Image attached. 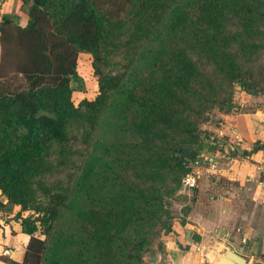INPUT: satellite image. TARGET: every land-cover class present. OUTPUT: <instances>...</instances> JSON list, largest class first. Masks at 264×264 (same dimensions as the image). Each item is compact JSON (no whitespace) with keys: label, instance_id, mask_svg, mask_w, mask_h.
I'll return each instance as SVG.
<instances>
[{"label":"trees","instance_id":"16d2710c","mask_svg":"<svg viewBox=\"0 0 264 264\" xmlns=\"http://www.w3.org/2000/svg\"><path fill=\"white\" fill-rule=\"evenodd\" d=\"M22 1L31 3L26 26L16 25L9 15L0 18V196L20 208L14 221L29 237L21 263L1 260L7 264H130L140 257L143 243L109 233L110 224L126 217L148 222L156 206L154 198L159 196L127 186L122 172L134 161L140 176L154 181L173 178L167 157L176 154V167L185 174L181 151L203 145L198 129L168 102L169 77L156 84L144 74L148 69L158 72V62L165 55L181 73L176 82L187 83L195 67L184 48L172 46L173 40L185 35L182 39L189 42L190 28L195 29L198 54H206L203 40L209 34L198 25L201 20L216 21L209 13H234L250 20L255 12L238 0ZM122 37V44L133 50L131 68L112 74L108 64L117 63L107 57L109 45L119 46ZM217 47L211 48L213 54L233 66L229 55ZM80 52L92 56L98 92L75 105L71 81ZM220 62L219 70L225 73ZM242 86L249 90L248 84ZM157 138L160 141L154 143ZM90 141L93 150L86 155L69 196L57 194L47 204L40 202L35 189L40 176L65 168L79 144ZM108 164L111 170H105ZM106 184L110 197L125 204V210L113 216L81 211L85 197L93 190L98 194ZM26 211L30 213L23 216ZM105 215L115 218L107 220ZM138 225L142 224L131 225V231L139 230Z\"/></svg>","mask_w":264,"mask_h":264},{"label":"rangeland","instance_id":"374dc122","mask_svg":"<svg viewBox=\"0 0 264 264\" xmlns=\"http://www.w3.org/2000/svg\"><path fill=\"white\" fill-rule=\"evenodd\" d=\"M14 1L16 5H18V2L24 3L22 0ZM238 1L241 5L253 9L255 12V15L251 16L253 18L248 20L243 15L234 13L220 15L212 11L208 15L216 18L215 22H209L208 19L200 21L199 30L201 29L203 33L209 34V38L203 40L207 50L206 54H198L200 52V49H197L198 31L195 29L191 31L190 28L189 42L185 41L187 38L182 39L185 35H179L180 38L173 40L172 46L184 48L193 61V67H195V71L189 75L187 83L179 84L176 82L175 78L179 77L181 73L178 74L175 64L172 63V61H175L173 59L171 61L165 55L158 62L156 68L158 72L148 69L144 74L150 83L156 84L162 78L169 77L171 89L167 91V94H170V101L168 102L171 103L173 110L178 114H180V111L184 115L180 114L181 117L183 119L185 117L189 123H192L198 129L196 133L200 136L203 132H206V130L204 131L205 126L213 125L216 128H225L224 117L240 109L241 97L253 88L257 90L264 87V0ZM5 2L6 0H0L1 7L3 5V12L8 11V7L4 5ZM23 9L25 8L20 7L18 10V14L22 18L25 15V10ZM214 32L218 34L216 39L214 38ZM123 40L125 38H120L119 46L112 43L109 45L110 51L107 53V57L117 63L116 65L113 62L108 64L107 69L112 74L122 70L127 73L131 68L129 65L133 50H131V47L128 46V48L123 45ZM215 40L218 47L213 44ZM213 47L226 52L230 58L229 63L233 62L234 65L231 66V64L220 62L219 57H216L211 51ZM217 61L220 62V65H223L226 70L225 73L219 70ZM76 70V75L71 81V87L73 91L72 99L74 104L78 105L83 99L94 98L98 92V81L92 69V56L90 53H79ZM165 70L169 72H165ZM243 83L248 84L249 90L245 93L243 92ZM217 99H220L222 103H219ZM158 141H160L159 138L155 139L154 143H158ZM181 145L186 144L181 143ZM92 147L93 141H90L88 145L81 142L72 162L65 168L40 176L38 183L35 184L37 199L47 204V200L50 201L51 197L57 194L68 197L74 182L82 173L81 171H83V164L87 159L86 155L93 150ZM176 157V154L167 157L168 170L171 171L170 175L173 178L165 177L166 179H160L159 177V179L157 178L158 180L154 181L149 177L140 176L134 171L136 168L134 161H132L129 168L122 172L121 179L127 186L131 185L134 188L144 189L146 190V195L159 196L154 198L156 206L151 208V217L148 222H134L130 217H126L123 222L110 224L109 233L116 234L119 238L129 239L130 243L140 241L143 243V248L139 252L140 257L130 260V264H154L158 258L157 251L162 248L161 244H159L162 237L174 231L173 215L178 209V205H184L186 202L184 195L181 194L184 173L176 167ZM106 160L104 158V161ZM137 163L140 164L139 162ZM105 170H111V166L108 164ZM145 170L148 172L151 170L149 165H147ZM140 174L144 173L141 171ZM39 183L42 187H37ZM108 183L110 184L111 181ZM107 184L104 190H100L98 194L96 190H93L91 196L88 194L85 197L84 204L80 205L81 211L91 215L102 211L113 216V213L125 210L122 209L123 206H126L125 204L118 203L117 199L113 200L110 197V187ZM117 186L119 185L117 184ZM120 193L123 194V192ZM3 201L4 197L0 196V217L3 219L7 218L6 222L15 223L14 218L20 208L6 204ZM128 210L127 212H129ZM29 213L28 211L22 212V215L27 216ZM33 215L36 216V214ZM105 216L107 220L115 218H110L108 215ZM136 223L142 225H138L139 230L135 231L133 229L131 231L130 226L136 225ZM181 225L185 226L186 229H190L186 225ZM181 244L183 246L186 245L183 240ZM207 251L208 247L205 249V252ZM222 255L223 253H221ZM248 264H254V262H248Z\"/></svg>","mask_w":264,"mask_h":264},{"label":"crops","instance_id":"0c3cea01","mask_svg":"<svg viewBox=\"0 0 264 264\" xmlns=\"http://www.w3.org/2000/svg\"><path fill=\"white\" fill-rule=\"evenodd\" d=\"M17 4L6 0L5 12L0 4V18L9 15L24 27L31 3ZM20 7L25 8L23 18ZM252 90H244L240 109L224 117L225 128L204 127L202 143L212 141L205 151L221 171L205 174L194 191L182 192L181 187L186 202L178 205L174 231L162 237L154 264H214L230 245L246 255L247 262L264 264V90ZM220 131L222 136L217 135ZM1 218L0 264H7L3 257L21 263L29 236L19 223ZM181 224L190 227V240Z\"/></svg>","mask_w":264,"mask_h":264},{"label":"built area","instance_id":"2783aa9c","mask_svg":"<svg viewBox=\"0 0 264 264\" xmlns=\"http://www.w3.org/2000/svg\"><path fill=\"white\" fill-rule=\"evenodd\" d=\"M223 131H220L217 135L222 136ZM212 141L210 140V143ZM209 144H203L201 147L196 149V157L189 161L187 171L185 172L182 179V192L194 191L197 188L200 179L205 174L220 172L219 165L206 151L205 146Z\"/></svg>","mask_w":264,"mask_h":264},{"label":"water","instance_id":"95a60500","mask_svg":"<svg viewBox=\"0 0 264 264\" xmlns=\"http://www.w3.org/2000/svg\"><path fill=\"white\" fill-rule=\"evenodd\" d=\"M253 93H257V90L253 88ZM196 151H189L188 148H185L180 153V161L188 167L189 161L196 157ZM216 160V159H214ZM190 229H186L187 239L190 240ZM214 264H248L247 256L239 252L232 245L230 249L226 250L225 253L218 257Z\"/></svg>","mask_w":264,"mask_h":264}]
</instances>
